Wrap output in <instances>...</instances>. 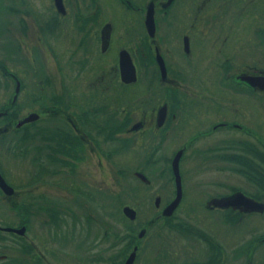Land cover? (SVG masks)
Masks as SVG:
<instances>
[{
    "label": "flooded vegetation",
    "instance_id": "af4514ba",
    "mask_svg": "<svg viewBox=\"0 0 264 264\" xmlns=\"http://www.w3.org/2000/svg\"><path fill=\"white\" fill-rule=\"evenodd\" d=\"M26 1L0 0V8L1 6L8 8L9 12L15 14L19 11L18 17L23 21L21 14H29V10L19 6L25 5ZM101 1L77 0L73 19L81 24L85 20V26L88 24L86 33L82 28L78 30L79 33H71L69 38L68 34H65L66 36L61 38L64 42L56 46V56L50 50L59 65L57 90L53 92L55 88L51 87L50 93L46 90L39 95V100L35 98L32 100L38 101L39 106L30 110L38 114L35 120L22 122L16 126V122L26 115L17 113L21 107L17 98L20 85L18 84L16 90L15 85L16 80L20 81V77L14 72L11 63H6L0 58V75L3 77L4 89L8 91L12 89L10 96H5L0 103V117L7 118L0 124L1 141L9 142L13 137V143L16 142L15 146H19V154L33 152L35 160L39 162L38 165L43 168L45 174L49 165L58 162L63 165L62 167L72 169L76 161L85 158V153L87 155L96 153L105 158L110 156L112 153L110 133L113 128L114 133L118 134L142 123L143 129L148 123L146 116H149L148 120L155 118L157 141L155 137L156 142L144 163L149 164V157L162 144V136L175 130L176 134H173V137L177 145L172 149L170 159L177 150H181L177 159L181 192L170 214L163 215L161 213L163 205L175 194L171 174L173 195L160 208L154 205L156 211L150 220L148 219L153 225L160 222L154 231L153 263L264 264V28L254 29L250 33H234L237 19L242 17L238 14L239 0H111L122 8L120 15L125 22L139 19L138 26L141 32L113 35L115 15L113 18L103 15L97 32L91 31V25L95 23L93 16L101 14L99 8ZM249 1L253 6L261 4L264 6V0ZM213 2L218 4V8L221 6L218 12L222 21L227 20L229 16H235L234 21L232 20L234 23L230 29L231 33L219 29L213 36L206 35V29L200 30L203 38L194 41L185 28L193 25L194 17L202 18L199 13L203 8L204 15L208 10L211 11L212 8L208 6ZM61 3L62 10L54 7L58 16L65 13L63 0ZM87 5L91 8H87ZM149 6L152 9L153 24L150 31L144 23ZM191 12L193 17L188 20L189 17L186 16ZM258 12L260 13L259 9ZM165 18L168 19L170 26L165 30L169 32V39H172L170 33H176V39L179 33H182L180 49L179 43H176L175 50L178 63L184 66L188 79L182 77L183 71L176 67L173 56L166 55L169 48L161 49L159 46V37L155 35V31L157 26L159 27V21L163 22ZM88 19H93L92 23ZM58 20L59 18L55 17V24ZM104 24H107L108 33H101ZM180 25H184V28H180ZM190 33L200 32L194 29ZM1 34L5 37V33ZM40 35H43L44 46L53 48L47 35L45 33ZM243 35L250 37L247 46L239 42ZM12 40L3 38L0 47L8 45L13 52L16 51L19 43L14 36ZM138 41L141 47H138ZM215 42L217 44L213 45ZM213 47H217V50L213 51ZM112 50L114 52H111ZM120 52L126 55L134 70V77L129 81H123L120 76ZM157 53L165 69L162 77L155 59ZM201 57L204 59L208 57L210 62L216 61L215 58L219 57L216 64L220 74L217 77L212 69L206 66L205 77L210 75L208 79H202L204 75L197 74L194 68L189 71V66H185L191 60ZM87 65L91 68L92 80H86L88 83L85 82L86 87L83 90L88 89L89 92H78L74 89L76 84L72 85L75 81L71 80L73 77L77 80ZM65 67H72L75 70L69 73ZM233 68H237V71ZM42 79L46 81L45 85H50L45 74ZM135 82H141L143 85L137 94V99H140L137 104L140 109L138 118L133 122L127 121L130 125H122V122L127 120L126 108L122 104L118 123L112 125L109 122L110 126L97 124L96 116L101 113L107 115L106 112L109 110L106 108L109 105L119 102L122 96L127 102L128 92L124 86ZM191 82L197 86L193 88ZM94 83L99 85L98 90L94 88ZM197 83H202L199 86L205 90L204 93L197 94ZM8 84L11 85L10 89ZM110 85V88L113 87L115 90L114 97L107 94L106 89ZM158 87L165 92L166 100H161L164 102L162 105L150 106L147 115V110L143 107L145 102H148V95L145 93L156 92ZM97 94L101 98L97 99ZM198 95L202 98H197ZM91 96L94 97V104L89 106ZM105 109L106 111L102 112ZM208 111L214 112L210 120ZM52 121L63 123L64 126L52 125L54 123ZM37 122L39 124H36ZM160 133L162 135H159ZM65 136L74 142L72 146L63 141ZM63 155L69 158H64ZM185 162H190L189 167H186ZM197 164L216 165V169L227 172L226 175H219L214 181L215 190L205 189L206 184H213L212 181H206V184L201 185L193 175L186 176L187 170L193 171V166ZM198 165L194 166L195 171L199 170ZM0 175L13 188L10 194L0 188V197L11 200L16 196L17 190L14 189L2 166ZM228 176H232L234 182L228 181ZM190 178H192L190 187L193 188L187 190ZM191 181L194 182L192 186ZM26 183L29 186L30 181ZM197 186L201 189L195 190ZM75 191L78 193L79 189L76 188ZM13 203L15 204V201ZM18 207L22 208V205ZM30 208L31 201L27 198L23 203V209L30 213ZM17 226L19 225L13 227ZM26 240L28 247L34 248L31 238L27 237ZM133 245L138 250L143 242L137 241ZM31 249H28V253ZM33 256H36V253L28 255L27 264L35 263L36 258ZM39 257L42 263L44 257L41 253Z\"/></svg>",
    "mask_w": 264,
    "mask_h": 264
},
{
    "label": "rangeland",
    "instance_id": "374dc122",
    "mask_svg": "<svg viewBox=\"0 0 264 264\" xmlns=\"http://www.w3.org/2000/svg\"><path fill=\"white\" fill-rule=\"evenodd\" d=\"M101 2L102 4H99L101 14L97 17L93 16L95 23L91 25V31L97 32L99 24L103 21V15L110 18L115 15L113 35L116 33L141 32V28L138 26V18L125 22L120 15L122 9L120 5L113 3L111 0H102ZM76 3L77 0H63L65 13L58 16L54 10L52 0H27L25 5L19 6L26 7L29 10V14H21L23 21L18 17L19 11L15 14L9 12L8 8L1 6L0 43L3 38L12 40L13 36L19 43L14 52L11 50V46L4 45L0 47V58L4 59L6 63H11L14 72L20 77L17 98L18 105L21 107L18 112V107H16V112L19 115L37 109L39 107L38 101L34 102L32 100L34 98L39 100V95L46 90L50 93L51 87H53L55 88L53 92H56L59 65L50 52L52 51L53 55L56 56V46L64 42L61 38H64L65 34H68L67 38H69L71 33H79L78 30L82 28L86 33V26L88 25L85 26V20L82 24L74 21ZM248 6L249 12L247 13ZM87 8H91V6ZM208 8H212V10L207 9L208 12L204 15L203 8L199 13L202 18L194 17L193 25L185 28L194 41L203 38L202 30L206 29V35L211 34L214 36L219 29L230 32L234 23L235 16H229L224 21L221 20L222 17L218 12L221 6L218 8L216 2H213ZM238 14H241L242 17L237 19V27L234 29V33H250L254 29L264 28V6L262 4L253 6L249 0H239ZM55 17L59 18L56 24ZM186 17H189L188 20H190L193 17L192 12ZM88 20L92 23L93 19ZM169 27L167 18L163 22L159 21V27L157 26L155 31V35L159 37V46L161 49L163 47L169 48L166 55L173 56L176 67L183 71L182 77L188 79L184 66L178 63V55L176 54L175 44L179 43L180 49L182 33H179L177 39L176 33H170L172 39H169V32L165 31ZM179 27L184 28V25ZM194 29L200 33H190ZM1 33H5V37ZM40 33L47 35L53 48L44 46L43 35H40ZM249 39V35H243L239 42L243 46H247L246 43ZM173 42L174 46H172ZM137 45L141 47L139 41ZM216 50L217 47H213V51ZM217 59L215 58L216 61L210 62L208 57H205V59L201 57L191 60L185 66H189V71L194 68L197 74L204 75L202 79H208L210 75L205 77V66L212 69L216 77L220 74L216 64ZM65 68L69 73L75 70L72 67ZM233 69L237 71V68ZM91 73V68L87 65L83 72L78 75L77 80L73 77L71 81L75 82L72 85L76 84L74 89L78 92L88 93L89 90H83V88L86 87V80H92L90 79ZM44 74L50 85H45L46 81L42 79ZM2 80L3 77L0 75V103L5 96L9 97L12 93L11 85L8 84L9 87L7 86L10 89L9 91L4 89ZM197 84V94L204 93L205 90L202 86H199L202 83ZM94 85V88L98 90L99 85L96 83ZM190 85L193 88L197 86L193 82ZM110 87L111 85L106 89V91L108 90L107 94L114 97L115 90ZM142 88L141 82L124 86V89L128 92L127 102L124 101L123 96L120 97L119 102L112 103L106 108L109 110V112H106L107 115L101 113L96 116V123H102L106 126L118 123L120 113H122L121 105L124 104L127 120L123 121L122 125H130L127 121L132 120L133 122L140 113V109L137 107L140 99H137V94ZM228 91L232 92L231 90ZM145 94L148 95V102H145L143 107L147 110V115L149 108L151 109L156 104L162 105L164 102L161 100H166L165 92H162L160 87L156 92ZM96 96L97 99L101 98L98 94ZM197 98L202 97L198 95ZM93 104L94 97L91 96L88 105L92 106ZM106 109L102 112H105ZM208 112H210V120L214 112ZM6 119L0 117V124ZM145 119L148 122L145 128L142 129L141 123L133 129L115 134L119 141L112 140L110 144L111 148L114 145L121 147L116 152H112L106 158L96 153L88 155L85 153L84 159L75 162L72 168L74 171L62 167L63 165L58 162L49 165L44 174L45 171L43 172V168L38 165L39 162L35 160L33 152L30 154L26 152V155H21L18 152L19 146H15L16 142L13 143V137L10 138L9 142H3L0 139V166L4 168L9 180L14 185V189L17 190L16 196L12 197L11 200L0 197V226H26L24 236L0 230V264H27L28 255H35V253L36 256H33L36 258L35 263L31 262V264H121L123 260H120V258L122 259L137 241H142L143 245L140 249L135 250V256L131 264H154V231L160 222L157 225H146L145 223L156 211L154 207L155 197L158 196L159 198L157 207L160 208L173 195L174 188L169 160H171L172 149L176 147L177 142L173 137V134H176L175 130L162 136V144L149 157V164L144 163V160L148 158L146 157L147 154L157 141L155 118L148 120L149 116H146ZM36 124H39V122ZM52 125L64 126L60 122H54ZM11 134L12 132L10 136ZM159 135H162V133ZM63 141L71 146L74 144L73 141L68 140L67 136L64 137ZM63 157L69 158L67 155H63ZM151 157L155 159L153 160ZM58 164L60 165L58 166ZM185 165L189 167L190 162H185ZM194 166L193 171L187 170L186 176L193 175L200 181L197 183L201 185L202 183L206 184V181H212L213 184H206L205 189L215 190L214 181L218 179L219 175H226L227 173L216 169V165H198V171H195ZM57 167H59L58 170ZM138 170L147 176V180H142L134 174V171ZM227 179L234 182L232 176H228ZM190 180L192 178L187 183V190L192 189V185H194V182L191 181L192 187H190ZM28 181H30L29 186L26 183ZM184 181L186 182V177ZM76 188L79 189L78 193L75 191ZM199 189L201 187L197 186L195 188V190ZM27 198H30L31 201L30 213H26L23 209V203ZM14 201L16 205L13 203ZM19 205H22V208L18 207ZM123 205H129L135 210L132 219L122 212ZM48 213L56 215V222H54V218V223H50ZM140 230L144 231L141 237L137 236ZM27 237L31 238L34 248L28 247ZM28 249H31L29 253ZM124 250H126V253L122 255ZM118 252H121V254H118ZM40 253L44 257L42 263V259L39 257ZM119 260L120 262H118Z\"/></svg>",
    "mask_w": 264,
    "mask_h": 264
},
{
    "label": "water",
    "instance_id": "95a60500",
    "mask_svg": "<svg viewBox=\"0 0 264 264\" xmlns=\"http://www.w3.org/2000/svg\"><path fill=\"white\" fill-rule=\"evenodd\" d=\"M53 5L56 9L62 10L61 0H53ZM148 8H147V11L145 14L144 23H145L147 29L150 31L153 28V26H152L153 25L152 24V15H151L152 9H151V6H149ZM108 32H109V30H108L107 24H104L101 28V33H108ZM184 45H186V42H184ZM155 59L159 65L160 76L162 77V76H164L165 69L163 67L161 57L158 53L155 54ZM119 67H120V76H121L123 81H129L130 79H132L134 77L133 67L130 64L129 60H127V57L123 52L119 53ZM17 86H18V82L16 81V87H15L16 89H17ZM37 116L38 115L36 112L31 111V112L27 113L23 118L18 120L16 122V126H18L20 123H22L24 121L36 119ZM180 151H181L180 149L177 150L175 152V154L172 156L171 161H170V168H171V172L173 174V179H174V183H175V195L169 202H167L163 206V208L161 210V213L163 215L170 214L172 208L177 204L178 199L180 197V180H179V173H178V166H177V159H178V156L180 154ZM134 174H136L142 180H147L146 176L143 173H141L140 171H134ZM0 188L3 190V192H5L7 194H10L12 192V187L4 182L1 175H0ZM158 199H159L158 196H156L154 199V205L155 206L158 205ZM121 210L130 219H132L135 215V210L132 207H130L129 205H123ZM0 229L12 230V231L17 232L18 234H23L24 225H20L19 227L0 226ZM142 233H143V230H140L137 233V236H140ZM135 248H136L135 246L132 247V249L128 252V254L126 255V257L124 258V260L121 264H131L132 263L134 255H135Z\"/></svg>",
    "mask_w": 264,
    "mask_h": 264
},
{
    "label": "trees",
    "instance_id": "16d2710c",
    "mask_svg": "<svg viewBox=\"0 0 264 264\" xmlns=\"http://www.w3.org/2000/svg\"><path fill=\"white\" fill-rule=\"evenodd\" d=\"M114 128L112 129V131H111V133H110V137H111V140H114V141H119V139H118V137H116L115 136V133H114ZM119 148H121V147H119V146H117V145H114V146H112V152H116ZM35 156V155H34ZM35 158V157H34ZM40 174V173H39ZM49 214V216H50V223H54V222H56V220H57V217H55L56 215H52V214H50V213H48ZM54 218H55V221H54ZM54 221V222H53ZM125 252H126V250H124V252H123V254L122 255H124L125 254ZM119 264V263H118Z\"/></svg>",
    "mask_w": 264,
    "mask_h": 264
}]
</instances>
